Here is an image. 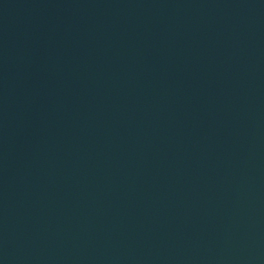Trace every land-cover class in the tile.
Here are the masks:
<instances>
[{
	"label": "water",
	"instance_id": "water-1",
	"mask_svg": "<svg viewBox=\"0 0 264 264\" xmlns=\"http://www.w3.org/2000/svg\"><path fill=\"white\" fill-rule=\"evenodd\" d=\"M0 264H264V0H0Z\"/></svg>",
	"mask_w": 264,
	"mask_h": 264
}]
</instances>
